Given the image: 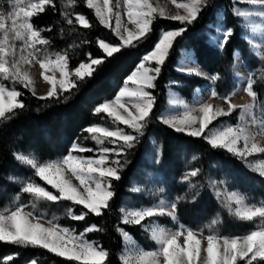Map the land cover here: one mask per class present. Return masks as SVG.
Returning a JSON list of instances; mask_svg holds the SVG:
<instances>
[{"label": "trees", "instance_id": "16d2710c", "mask_svg": "<svg viewBox=\"0 0 264 264\" xmlns=\"http://www.w3.org/2000/svg\"><path fill=\"white\" fill-rule=\"evenodd\" d=\"M71 1L75 13L79 17H84L87 26H81L76 18L69 13L65 14L59 0H49L43 5L42 11L31 17V25L39 33L38 39L43 41L37 43V46L63 54L70 73L79 65L93 59H99L100 63L93 68L89 76L73 79V84L68 90L57 91L52 97H36L21 86L14 89L18 93L16 102L22 103L23 107L14 108L0 118V197L11 187L7 181L8 176L18 169L15 158L17 153H33L37 158L44 160L54 158L60 151L76 157H97L100 149L96 147L86 129L94 125L103 126L109 119L103 113H96V107L113 99L124 87L127 77L143 57L154 49L162 32L186 29L174 39L160 73L154 80V88L150 90L155 102L149 115L142 122V142L134 140V147L121 148L119 155L121 159L117 169L120 178L109 180V189L113 195L107 206L101 209L99 215L85 208H81L84 212L81 213L77 207H72V216L60 219L57 224L75 234L85 233L90 228L91 230L85 233L86 239L106 252V259L101 264H123L119 259L123 246L120 229L144 245L145 237L139 227L122 222V208L129 197L133 196L130 188L136 172L141 167L144 156L142 145L149 139L160 145L162 168L169 170L165 176L168 182L173 178V182H166L169 188L182 190L180 187H174L176 179L185 177V172L177 171L182 158L190 162L189 167L185 166L184 170L195 172L194 179L201 181L202 193L198 192L199 195L197 193L194 202L175 203L179 223L189 230L210 233L201 230L200 226L190 219L191 213L198 212L204 205L208 211L216 209V212H219L221 224L235 223L231 221L226 211L217 205L213 194H206L208 192L206 182L211 175L217 181L225 182L228 188L239 191L248 200L253 201L254 205L260 206V201L264 202L262 191L264 179L254 174L243 158L231 154L224 148L213 147L206 140L205 133L194 137L176 131L160 120L167 105L168 88L180 97L190 99L197 88L207 83V80L199 76L185 75L177 71V63L183 52L192 53L197 66L214 78L213 90L218 97H227L234 90L233 58L236 52L239 53L250 73L257 110L264 106V66L249 53V45L243 38L241 20L234 11L238 3L233 0H206L192 23L181 24L176 20L154 18L143 38L108 56L99 47V42L117 46L119 41L116 36L99 23L85 0ZM219 14L222 15L221 24L225 31L231 30V36L221 48L208 43V33L210 28L217 24ZM231 116H234V113L218 118L209 128L229 121ZM118 126L123 132L137 136V132L130 128ZM209 163L213 168L208 170ZM34 181L51 194L57 195L51 187L37 178H34ZM136 206H139V203ZM81 215L82 219H75ZM159 221L165 226L169 225L165 221L160 219ZM214 234L220 237L226 235L221 228L216 229L212 235ZM6 258L9 259L2 261ZM0 264L88 263L60 257L42 247L0 241Z\"/></svg>", "mask_w": 264, "mask_h": 264}, {"label": "rangeland", "instance_id": "374dc122", "mask_svg": "<svg viewBox=\"0 0 264 264\" xmlns=\"http://www.w3.org/2000/svg\"><path fill=\"white\" fill-rule=\"evenodd\" d=\"M59 1L65 14L69 13L72 15V17L79 21V16L75 13L73 2L71 0ZM85 1L87 6L93 10L94 15L99 23L105 28L110 29L113 35L116 36L119 41V45L117 46H112L102 41L99 42V47L106 55H108V53L104 50L103 45L116 48L117 50L112 53L114 54L120 50V48L129 46L135 41L143 38L149 31L150 25L143 37H134L131 43L125 44L120 39V35L118 33L126 37L127 32L124 31L125 29L134 32L137 31L136 27L128 20V6L126 0H108L107 7H105L104 0H92V5H89L88 0ZM204 1L206 0H201V3L197 6V12ZM233 1L238 3V6L234 7V11L241 20L243 38L249 45V53L251 57H253L259 64L264 66V0ZM148 2L154 10L152 12V20L154 18L174 20L172 17L178 14L187 15L186 10L183 8H177L176 4H191L192 0H148ZM33 3H39V0H20V6L25 8V10H27L28 6ZM15 4L16 0H0V18H2V22L4 24V27L0 28V47H3L4 49V66L6 69H8L7 73L0 72V90H3L5 106L7 105L8 93L15 91L14 89L17 86L27 89L36 97H49L48 92L52 91V85L48 79H45V77L56 80V92L66 91L61 89L59 84V81L63 79L59 68V64L61 63L65 64L64 72L67 73L70 87L73 84V79H82L85 76H89L91 74L93 68L97 65L93 64L92 61L83 63L87 66L81 70L84 75L77 76L76 71L78 68H80V65L70 73L67 70L65 56L45 47L39 48L37 46V43L40 42L38 37L33 38L32 40H27L26 38H16L15 32L13 30L14 26L12 24V19L9 18V13L17 10L14 8ZM97 8L102 9L101 15L97 14ZM31 17L27 18L30 24ZM105 17L107 18L105 23H101V20ZM21 18H23L22 13ZM221 21L222 15L219 14L217 24L212 26L210 28V32L208 33V43L218 48L223 46L224 36L227 33L223 28ZM79 24L84 26L80 23V21ZM166 32L169 31H164L161 33L156 45L159 43L160 39L163 38V34ZM155 47L145 56L151 55V53L155 51ZM61 57H63V60H60ZM233 59L234 63L232 73L234 90L227 97H218L215 95L213 90L214 78L197 66L192 53L183 52L177 63V71L185 75L199 76L207 80V83L204 86L197 88L190 99L182 98L172 89L168 88L167 105L161 114L160 120L163 124L174 130H176V128L169 126L170 124L174 123L177 126H182L180 124L181 121L195 120L196 122L192 124V130H194L199 127V121L203 117V113L201 111L203 106L205 104L211 105L213 112L217 113V115L203 132L206 134V140L209 142L210 139L218 137L220 133L227 131L229 128H232L237 132H240L242 129L243 132L240 135V139L235 145V148L239 151H229L227 148H221H224L231 154L243 158L247 162L248 168L254 172V174L264 179V152L250 151L251 145L253 143H255L258 147L264 148V106H262L260 110H257L254 95H250L248 92L250 73L246 69L240 54L236 52ZM41 64H45L47 67L42 68ZM141 64H144L147 68L154 69L157 67L155 61H145L143 59L134 71H136V69L139 68ZM152 74L153 73H150V75ZM128 77L125 82L126 84L118 91L115 97L111 100L103 102L102 104H114L116 97L119 96L121 91H124L126 88L131 90L137 87V85L128 80ZM146 90L150 93L151 89ZM134 99L135 98L128 96L121 97V103L124 105V107L118 108L117 110L125 116L128 114V112L137 114ZM125 108L127 109V112H125ZM7 112L8 111L5 113ZM96 113H103L108 117L109 121L107 120L108 122H106V124L103 126L94 125L91 126L92 128H102L109 131L119 130L123 132V130L119 128L118 125L128 127L127 125L116 121L113 116H109L106 112ZM232 113H234V116H231L229 121L218 123L209 128L210 125H212V123L218 118L222 116H230ZM165 121H168L169 123H165ZM142 122L143 121H141V123ZM130 129L137 132L135 140L137 142H142V127L139 131L133 128ZM188 131L189 129L185 127V130L180 132L188 134ZM123 133L125 135H130L125 132ZM203 133H201V135ZM89 134L91 135L94 144H96V147L100 149L99 154L97 157L79 158L84 160L98 159L101 155H104L107 157V167H116L117 169L119 167V165L114 163V161H120L121 158L120 156H117L115 152L111 151L114 147L119 151V153H121L122 147L130 148L131 146H135L134 141L125 143L120 138L105 137L102 132H93ZM245 137H247V150L245 149ZM142 147L144 149V156L141 160V167L136 172L135 180L130 188V193H132L133 196L129 197L127 203L122 208V222L124 224L138 226L142 235L145 237V244H140L123 229H120L119 233L122 237L123 246L119 255V259L123 264H152L153 260L155 261V264H165L164 256L161 251L162 245L154 238V233H163L164 235L170 236L176 232H180V236L177 238V243L183 246L189 229L179 223L176 210H173L172 205L176 202H194L197 193H202L203 188L201 181L194 179V175H192L193 171L186 172L184 170L185 166L189 167L190 165V162H187L186 158L181 159L182 161L179 168L177 169V171L180 173L185 172V177L180 180L176 179L174 181V187H180L182 190H179V188L174 189L173 187L169 188L167 186L168 184H166V182L169 180H167L165 176L168 174L169 170L162 168L160 160L161 149L159 143L153 139H149L147 140L146 144L142 145ZM105 148L109 149L110 151L108 153H104L103 149ZM240 152H244V155H240ZM69 155L71 154H63V152L60 151L55 154L54 158L44 160L37 158L33 153L29 152L15 154L18 169L8 176L7 181L11 187L8 188L5 193H3V196L0 197V218H2L0 222H2L5 231L7 232L11 228L10 218L12 213L19 211L21 216L24 219H27L29 223H38L44 228H52L57 230L58 233L62 235L67 241V247L69 248L73 246L86 247L91 245L93 250L100 251V248L96 247L85 237V233L90 231V228L86 230L85 233L75 234L69 230L67 232H63L62 230L66 228L60 227L57 224L60 219L69 218L72 216V207H77L78 211L81 213H84L81 208H85L91 212L90 209L84 207L82 204H77L73 201L61 198L59 191L53 187L52 184H49L47 180L39 176L37 174L36 168H34L32 164L28 163L30 160L37 166H43L49 163L59 165L62 164ZM112 164H114V166H112ZM208 167V170L213 168L211 164ZM67 168V165L63 166L62 178L64 180L70 181L79 192L87 195V193L84 192L83 187L80 185L79 180H77L76 177L67 170ZM34 178H37L39 181L51 187L57 193V195L51 194L42 186L37 185V183L34 181ZM110 179L116 178L108 177L101 180L102 189H107L110 191ZM170 182H173V178L170 179ZM206 183L208 187V192H206V194H213L214 201L217 202V205L222 210L226 211L228 217L235 223L233 225L231 223L226 225H223V223L221 224L219 212H216V209L214 211H208L206 208H204L206 205H202L203 208H200L198 212L191 213L190 219L200 226L201 230L210 232L209 234H203L202 232L191 230L194 233L195 239L200 241L201 248L200 255L194 257V264H201V259L206 257L205 250L207 248L208 242L207 237L216 232V229L218 228H221L226 233V235L221 237L216 236L215 234L212 235L218 238V247L220 248L223 247V239L225 237L229 239L237 237L243 238L251 234L253 231H264V217L256 215L252 219L248 220L242 219L238 214L239 212L246 211L247 209H264V202L260 201V206L254 205L253 201L251 202L250 199L248 200L239 191L228 188L225 182L222 183L217 181L212 175ZM29 184H32L34 187L42 188L45 192L50 193L57 199L53 201L40 194L25 192L24 189ZM91 187L93 190L95 189L94 184H92ZM262 191L264 192V190ZM238 198L242 201V203H236ZM138 203L139 206H136ZM147 209H154V215L150 217H144L140 223H135L132 214ZM161 209L163 210L162 212L160 211ZM159 219L165 221L166 224L169 223V225L165 226L161 224ZM0 241L10 242L8 239ZM33 246L42 247L40 245ZM50 252L58 255L53 251ZM146 252H154L157 253V255L155 257H144L143 254ZM58 256L70 259L67 256ZM8 259L9 258H6L2 261H7ZM105 259L106 255L98 262H86L84 260L77 259L71 260L88 264H101L105 261ZM247 259L248 258L238 259L237 264H246ZM252 264H264V260H261L259 257H257L256 260L252 261Z\"/></svg>", "mask_w": 264, "mask_h": 264}, {"label": "snow or ice", "instance_id": "6c2138e0", "mask_svg": "<svg viewBox=\"0 0 264 264\" xmlns=\"http://www.w3.org/2000/svg\"><path fill=\"white\" fill-rule=\"evenodd\" d=\"M49 0H39V3L30 4L25 10V8L20 6V0H16L14 8L17 9L9 13V18L12 19V24L14 26L13 30L15 32L16 38H26L27 40H32L39 36L37 31L33 30L32 25L29 23V17L33 16L37 11H42V5L48 3ZM89 5H92V0H88ZM128 9L127 16L129 22L134 25L137 31H131L125 29L127 32L126 37L120 33V39L125 43L129 44L134 37L139 38L143 37L146 31L149 28V25L152 22V12L154 11L152 6L149 4L148 0H126ZM201 3V0H192L191 4H176L177 8H183L186 10L187 15H176L172 19L179 21L181 24L187 22L192 23L194 19L197 18V6ZM105 7L108 5V0H104ZM111 11V10H109ZM21 13L23 18H21ZM102 9L97 8V14L101 15ZM81 24L87 26V22L84 17H78ZM106 17L101 20V23H105ZM4 24L2 18H0V28H3ZM186 29H179L175 31H169L163 34V38L160 39L159 43L155 47V51L151 55L145 56L143 59L145 61H155L157 67L147 68L144 64H141L139 68L136 69L129 77L133 84L137 85L136 88L128 90L127 88L124 91L119 93V96L116 97L114 104L104 103L101 106L95 109L96 112H106L109 116H113L116 121L121 124L127 125L130 128L136 129L137 131L143 127L141 121L149 115V112L154 107V97L146 90L154 88L153 81L157 78L160 73L161 66L164 64L169 50L173 45V40L176 37H179L182 32ZM231 36V30L224 36L223 43H227L228 38ZM41 43L43 41H40ZM104 50L108 53L109 56L112 55L116 48L103 45ZM4 49L0 47V72L7 73L8 69L4 66ZM63 60V57L60 58ZM93 64H99V59H93ZM41 67H47L45 64H41ZM65 64H59L61 75L63 79L59 81L60 88L67 90L70 87L68 82L67 73L64 72ZM87 66L84 64L80 65V68L77 69L76 75L83 76L84 73L81 71ZM150 73H153L150 75ZM48 79L52 85V91L48 92V96L52 97L56 94V80L45 77ZM248 92L250 95L252 93V85L248 84ZM18 93L15 91L8 93L7 105L5 106V101L3 97V90H0V117L5 115V112H11L12 109L17 107H23L22 103L16 102V97ZM128 96L135 98L134 104L137 109V114L128 112L125 116L121 114L117 109L124 107L121 103V97ZM203 113L202 119L199 121V127L192 130V124L195 123V120L181 121L182 126H177L172 123L169 126L176 128L177 131H184L185 127L189 129L188 135L199 137L201 133L209 126L211 121L215 118L217 113L213 112L212 106L205 104L201 109ZM125 112L127 109L125 108ZM223 114V113H220ZM165 123H169L165 121ZM89 133L93 132H102L105 137H115L122 139L125 143L134 141L136 137L132 135H125L123 132L109 131L102 128H92L89 127L86 129ZM243 132L241 129L240 132L234 131L232 128L227 129V131L219 134L218 137L212 138L209 140V143L213 147H224L229 151H239L235 148L240 135ZM131 146V145H129ZM245 149H248L247 137H245ZM82 151L84 149H81ZM94 151V150H89ZM110 150L105 148L103 149L104 153H108ZM111 151L115 152L119 156V151L114 147ZM250 151L252 152H264V148L258 147L255 143L251 145ZM240 155H244V152H240ZM107 157L101 155L98 159H81L76 156L69 155L62 164H46L43 166H37L32 161L28 163L32 164L37 170V174L43 179L47 180L49 184H52L59 193L61 198L73 201L77 204H82L84 207L90 209L91 212L100 214L101 209L107 206L108 199L113 195L111 191L107 189H102L101 180L108 177H114L119 179L118 170L116 167H107L106 166ZM117 165L119 161H114ZM67 165V170L72 173L73 176L79 180L80 185L83 187L84 192L87 195L79 192L76 187H74L70 181L64 180L62 178V169L63 166ZM192 175H196L195 172H192ZM99 177V178H98ZM95 185V189L91 185ZM25 192H33L36 194L43 195L49 200H56L57 198L51 195L48 192H45L40 187H34L32 184H29L25 189ZM237 204L242 203L238 198L236 200ZM173 210H175V204L172 205ZM163 211L162 209L160 210ZM154 209H147L144 211H138L133 213L134 222L140 223L144 217H150L154 215ZM242 219H252L254 216L259 215L264 217V209H247L246 211L238 213ZM82 216H76L75 219H82ZM11 228L6 232L5 228L0 222V240L8 239L12 243L18 244H32L40 245L50 251L57 253L58 255L67 256L70 259L84 260L89 261H100L106 255L103 250L95 251L92 249L91 245L86 247H76L71 248L67 247V241L62 235L58 233L57 230L52 228H44L40 224L29 223L27 219H24L19 211L13 212L11 216ZM2 220V218H0ZM63 232H67V229H63ZM180 236V232H176L172 235H164L163 233L155 234L154 238L162 245L161 251L164 256L165 264H194V257L200 255V241L195 239L194 233L189 230L187 236L185 237V243L183 246L177 243V238ZM207 248H206V257L201 259V264H237L238 259L248 258L246 264H252L253 260H256L259 257L261 260H264V231H253L251 234L243 238H224L223 247H218V238L212 235L207 237ZM157 253L146 252L143 254L144 257H155ZM152 264H155V261H152Z\"/></svg>", "mask_w": 264, "mask_h": 264}]
</instances>
